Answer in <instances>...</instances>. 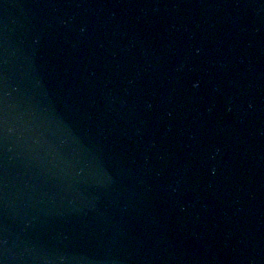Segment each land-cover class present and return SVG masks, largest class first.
<instances>
[{
  "label": "water",
  "instance_id": "water-1",
  "mask_svg": "<svg viewBox=\"0 0 264 264\" xmlns=\"http://www.w3.org/2000/svg\"><path fill=\"white\" fill-rule=\"evenodd\" d=\"M0 264H264V0H0Z\"/></svg>",
  "mask_w": 264,
  "mask_h": 264
}]
</instances>
